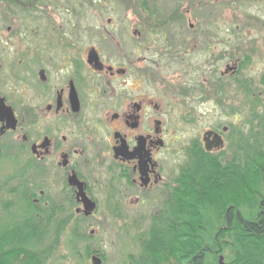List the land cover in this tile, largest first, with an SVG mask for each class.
I'll return each instance as SVG.
<instances>
[{
	"label": "flooded vegetation",
	"instance_id": "1",
	"mask_svg": "<svg viewBox=\"0 0 264 264\" xmlns=\"http://www.w3.org/2000/svg\"><path fill=\"white\" fill-rule=\"evenodd\" d=\"M3 2L6 9L0 13L2 20L10 21V38L0 40L3 52L8 49L0 54V76L5 61H10L12 97L8 101L0 95V139L14 143L10 147L14 158H27L14 176L28 174L45 183L56 181L59 211L71 216L75 208L73 221L95 217L102 203L124 207L120 214L113 212L116 219L126 217L128 207L154 206L149 230L153 221L176 204L182 173L176 169L173 129L162 118L161 50L167 52L164 65L178 72L176 79L186 77L172 90L194 100L185 104L187 109L198 106L193 97L213 91L221 106L222 83L234 73L237 62L210 82L200 83L203 70L192 69L188 48V37H194L200 51L215 61L221 59L223 51L210 47L206 40L214 34L215 25L204 24L205 29L198 30L182 22L177 8L170 23H161L155 7L150 11L144 7L152 22H136L135 27L108 21L98 30L85 29L88 38L81 40L77 23L58 22V8L46 12L49 0ZM158 34L163 37H151ZM209 132L222 142L215 147L211 136L207 151L204 138ZM227 132L220 124L206 129L201 139L191 142L186 158L191 162L203 155L221 158ZM76 184L95 205L89 215L77 197ZM98 191L106 192L104 199H98ZM43 195L31 196V202L39 206L42 200L48 205Z\"/></svg>",
	"mask_w": 264,
	"mask_h": 264
},
{
	"label": "rangeland",
	"instance_id": "2",
	"mask_svg": "<svg viewBox=\"0 0 264 264\" xmlns=\"http://www.w3.org/2000/svg\"><path fill=\"white\" fill-rule=\"evenodd\" d=\"M47 7L46 12L58 8L56 14L58 22L66 21V24L70 25L77 23L80 27L81 40L88 38L85 29L96 27L98 30L106 26L108 21L114 24L126 23L129 26H135L136 22L145 23V20L152 22L147 20L148 15L143 12L144 7L149 9L148 11L155 7L161 23H170L172 13L177 8L179 15L182 16V22L191 23L198 30H204V24H214V34L208 36L206 40L210 47L223 51L221 59L215 61L200 51L194 37H188L191 39L188 48L189 55L192 56L190 58L192 69L203 70L202 78L199 73L196 75L199 76L200 83L211 81L213 77L216 78L223 72L227 65L232 66L237 62L234 73H227L222 83L224 91L221 106H217L215 102L217 94L213 91L204 93L202 97L199 95L193 97L196 100L195 105L198 106L187 109L185 104L191 100L190 96L185 97V94L172 90L185 82L186 77L176 79L178 72L164 65V59L167 58L164 54L167 52L165 53V49L161 50V74L158 83L161 100L165 105L162 109V118L173 129L171 134L176 140V169L178 172L185 171L191 162L190 158H186L190 155L191 142L201 139L203 131L218 124L228 128L227 134L224 135L223 152L220 153L221 162L218 160L220 162L218 168H221V171L230 169L232 172V165L240 166L245 153L255 148L264 149V0H49ZM5 9L6 4L0 3V12ZM2 19L0 13V40L5 41L10 38L7 32L10 21ZM154 22L157 20L154 19ZM151 37L160 39L163 36L158 34ZM164 37L168 38L169 33ZM110 48L115 50L114 46ZM128 49L132 47L129 46ZM7 51L6 47V51L3 52L0 44V54L8 53ZM9 66L10 61H5L0 76V95L7 97L8 101L12 97ZM189 73H192L191 69ZM174 102L178 105L172 107L171 104ZM12 144L14 143L9 138L0 139V224L14 214L19 212L21 214V205L19 210L14 205L17 203L18 195L24 191H28L29 194L30 189L33 198H39V193L43 192L48 205L53 202L52 206L59 210L60 191L57 189L56 181L45 183L41 177H31L28 174L14 176L17 169L21 168V164L26 163L27 158L22 156L14 158L10 150ZM21 177L23 181L20 180ZM97 195L98 199L102 200L106 192L98 191ZM48 205L44 206V201L41 200L39 206L45 208ZM158 207L156 206V209ZM123 208L122 205L102 203L98 206L95 217L86 220L77 218L75 221L71 219L75 208L72 209L71 216L60 215L58 212L55 219L60 221L69 219V226L55 245L52 244L53 232L47 230V235L35 250L54 247L50 257L46 259V264H129L137 255L139 237L150 225V214L154 206L128 207L127 216L116 219L113 212L118 211L117 214H120ZM42 222H44L42 229H48L47 222ZM71 224L80 227V236L83 238L77 246L75 256L68 245ZM86 250L89 251V256H86ZM230 258L231 249L227 247L223 248V253L217 255L220 264L229 261ZM162 264L177 262L174 257L167 256Z\"/></svg>",
	"mask_w": 264,
	"mask_h": 264
},
{
	"label": "trees",
	"instance_id": "3",
	"mask_svg": "<svg viewBox=\"0 0 264 264\" xmlns=\"http://www.w3.org/2000/svg\"><path fill=\"white\" fill-rule=\"evenodd\" d=\"M242 158L232 172L221 171V161L212 155L193 159L178 177L176 204L139 237L132 264H162L167 256L177 264H220L217 255L224 247L231 249V258L223 264H264V149L255 148ZM30 191L21 192L14 205L18 210L21 205V214L0 224V264H46L54 247L35 249L47 230L53 232L55 245L69 226L68 218L55 219L60 211L54 206L33 204ZM42 221L48 229H42ZM80 234V227L71 224L73 256L83 239Z\"/></svg>",
	"mask_w": 264,
	"mask_h": 264
},
{
	"label": "water",
	"instance_id": "4",
	"mask_svg": "<svg viewBox=\"0 0 264 264\" xmlns=\"http://www.w3.org/2000/svg\"><path fill=\"white\" fill-rule=\"evenodd\" d=\"M6 109V108H5ZM6 111L8 112L9 110L6 109ZM213 133L212 132H209L205 135V138H204V142H205V148L207 151H210L211 150V146H210V143L208 144V141H209V138L211 136H213V141H215V147L219 146L220 143L222 142V140L220 139L219 136L217 135H212ZM77 185V188L79 190L78 194H77V197L78 199L81 198V203L83 204V207H84V213L85 215H89L92 213V211L94 210V203L92 201H90L84 194L83 190H82V186L80 184H76ZM222 261V257L219 258V262L221 263Z\"/></svg>",
	"mask_w": 264,
	"mask_h": 264
}]
</instances>
